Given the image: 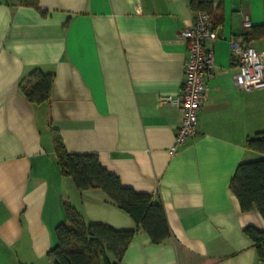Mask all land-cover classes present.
Listing matches in <instances>:
<instances>
[{
  "label": "crops",
  "instance_id": "0c3cea01",
  "mask_svg": "<svg viewBox=\"0 0 264 264\" xmlns=\"http://www.w3.org/2000/svg\"><path fill=\"white\" fill-rule=\"evenodd\" d=\"M198 1L218 22L214 75L198 134L175 149L182 112L160 99L182 89L192 0H0V264H54L67 206L89 223L136 227L105 190L77 189L57 140L162 200L172 238L157 244L140 231L121 264H264L246 231H264V217L242 211L230 187L241 162L264 157L246 146L264 132V87L236 85L230 45L250 18L264 51V0ZM37 69L54 75L44 102L20 88Z\"/></svg>",
  "mask_w": 264,
  "mask_h": 264
},
{
  "label": "trees",
  "instance_id": "16d2710c",
  "mask_svg": "<svg viewBox=\"0 0 264 264\" xmlns=\"http://www.w3.org/2000/svg\"><path fill=\"white\" fill-rule=\"evenodd\" d=\"M199 9L215 14L209 6L192 0ZM23 5L41 8L38 0H21ZM200 5V7H199ZM254 30V29H253ZM252 30V34H253ZM54 75L34 70L20 83L22 92L32 102L49 99ZM246 146L264 155V132L247 138ZM57 161L66 176H71L79 190L101 188L135 220V229L119 230L104 223H89L73 206H67V220L57 227L58 244L49 251L54 264H121L129 245L140 231L149 234L153 243L172 238L165 206L149 193L125 186L120 178L106 169L95 153H72L57 140ZM230 187L240 200L244 212L259 211L264 217V157L241 162ZM247 233L255 241L258 255L264 258V231L249 226Z\"/></svg>",
  "mask_w": 264,
  "mask_h": 264
},
{
  "label": "built area",
  "instance_id": "2783aa9c",
  "mask_svg": "<svg viewBox=\"0 0 264 264\" xmlns=\"http://www.w3.org/2000/svg\"><path fill=\"white\" fill-rule=\"evenodd\" d=\"M243 27L242 36L233 37L230 41L234 62L238 67L235 83L241 89L253 90L264 87V51H259L252 43L253 21L245 19ZM217 30L213 14L199 9L194 22L180 31V37L189 43L182 89L176 96L160 99L175 104L182 112L175 149L198 134L199 115L209 98L208 82L214 75L215 52L209 42L218 38Z\"/></svg>",
  "mask_w": 264,
  "mask_h": 264
}]
</instances>
